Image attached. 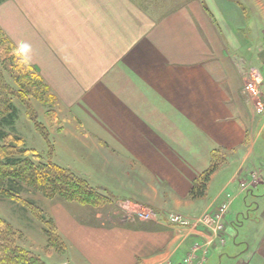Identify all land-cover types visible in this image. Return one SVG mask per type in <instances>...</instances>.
Returning <instances> with one entry per match:
<instances>
[{
    "label": "crops",
    "instance_id": "1",
    "mask_svg": "<svg viewBox=\"0 0 264 264\" xmlns=\"http://www.w3.org/2000/svg\"><path fill=\"white\" fill-rule=\"evenodd\" d=\"M252 24L262 30L264 7L245 0L0 3V32L56 97L60 121H76L78 132L108 148L89 168L94 180L74 171L106 189L117 205L91 222L50 214L64 241V258L54 263L176 264L209 236L199 225L171 224L168 215L193 219L231 194L223 215L227 236L228 220L238 219L230 210L233 198L263 183L255 150L264 110L257 113L242 91L248 74L258 75L264 105V59L256 54L264 38L256 26L247 35ZM214 149L224 162L204 197L190 198L192 180ZM69 153L54 140L55 163L65 167L67 155L78 160ZM141 208L153 217H137ZM254 223L252 241L242 242L246 248L233 264H264V211ZM221 245L217 239L207 245L203 264Z\"/></svg>",
    "mask_w": 264,
    "mask_h": 264
},
{
    "label": "rangeland",
    "instance_id": "2",
    "mask_svg": "<svg viewBox=\"0 0 264 264\" xmlns=\"http://www.w3.org/2000/svg\"><path fill=\"white\" fill-rule=\"evenodd\" d=\"M245 1L247 3H252L253 5H256V3H262L264 7V0ZM255 26L256 25L252 24L251 30L250 28L248 29V36H253L252 33L256 32ZM256 27L257 29L259 28L258 26ZM256 34L262 35V37L264 38V25H262V30H260V28L259 30H257ZM263 49L256 51L258 58L260 56L262 59H264ZM263 72L264 67H262V74ZM8 81L13 87H16L15 83L10 77H8ZM258 84H260V78ZM243 93L248 97V94L245 91H243ZM13 100L18 108V117L11 132L21 137V139L23 140V145L25 147H27L28 149H34L35 151H37V153L40 154V157L42 159H46V157L49 156L47 155L48 150L44 139H42L41 137L39 129L35 128L33 122L29 119L28 115L25 112L24 104H22L17 98H14ZM29 101L36 115L37 121L44 125L49 132L50 140L53 145V154L51 155V160L53 162L55 160V140V142L58 143V149L60 148L65 152H70L69 154L75 156L78 160H80V158L83 159V162L79 163L78 160H71V158L67 155V160L64 163L65 167L70 168L73 171L77 170L82 175L90 177L92 180H94V169L90 170L89 168L94 167L97 153L104 152V148L108 149L106 145L101 144L100 139H96L92 136L90 137V135L87 136L80 130L78 132L76 130V127L79 126L76 124V121H60L61 117L64 116V114H61L62 110L58 107L57 99L55 102H50L49 100V104L47 103L48 105H46L42 103L40 99L34 98L32 95L29 97ZM68 117L69 116L67 115V118ZM64 128L68 133V136L66 137L62 136L61 132ZM74 130L76 131V133L78 132L77 137ZM257 132L258 133L256 137L257 142L255 151L262 161L261 169H263V171L261 172L260 178L262 179L261 181L263 183H259V185L254 188L250 187L253 190L252 194L243 192L233 198V200L231 201L232 204L230 206V210L235 211L238 219L231 220V222L228 220V234L224 237L223 243H221L224 245H221L223 247L217 250V253L214 255V257L209 258V264H233L235 261H237L239 259V255H241V250L243 251V249L246 248L242 242L252 241L251 237H253L254 228L256 227H253L255 224V218L257 217V219H259L260 214L264 211V126L260 131ZM70 134H72L74 138L71 137ZM68 148H70L73 152L70 150H66ZM108 157H110V153H108ZM17 188L18 189L16 193H14V196H0V217L9 222L11 226L19 232L16 238L19 246H22L25 249H28L29 251L39 255L44 261L48 263L61 261L64 258V251L63 247H61V249L59 250L52 247H47V236L43 231V226L46 227V225L44 221L40 220V215H43L45 218H49L51 217L50 214L55 213L59 217V219L63 221L64 213L68 212L69 214L73 215L78 221L91 222L96 219L95 216H97V213L100 214L101 212H111L113 209H115V206L118 202H112L113 198L110 196V202L103 206H89L85 204H79L77 202L64 201L57 197L47 198L40 193L33 191L31 188L27 187L24 184H19ZM104 190L106 191V193H109L106 189ZM229 195L232 196L231 194ZM230 196L229 198L231 200ZM113 203H115V206L113 205ZM29 204L36 207V209H33ZM102 207L104 208L102 209ZM104 213L100 214L99 217L106 215ZM137 217L139 216L137 215ZM261 227L262 226L260 224V229ZM205 254L206 252L204 253V255ZM218 255L221 256L220 262H218L217 260ZM207 257L208 256L206 255V258Z\"/></svg>",
    "mask_w": 264,
    "mask_h": 264
},
{
    "label": "trees",
    "instance_id": "3",
    "mask_svg": "<svg viewBox=\"0 0 264 264\" xmlns=\"http://www.w3.org/2000/svg\"><path fill=\"white\" fill-rule=\"evenodd\" d=\"M3 1L0 0V3ZM8 77L16 87L9 83ZM32 95L46 105L49 100L56 101L35 69L0 32V196H14L18 185L24 184L47 198L57 197L89 206L109 203L111 195L104 189L93 186L70 168L51 160L53 145L46 127L36 119L29 101ZM14 98L24 104L26 114L34 127L39 129L48 150L49 156L46 159H42L34 149L25 147L21 137L11 132L18 117ZM223 162L224 154L219 149L212 150L208 167L192 180L188 191L190 198L204 197L211 175ZM39 218L46 225L43 226V231L47 236V247L57 250L64 248L53 219L43 215ZM18 233L9 222L0 217V264H56L48 263L39 255L19 246L16 240Z\"/></svg>",
    "mask_w": 264,
    "mask_h": 264
},
{
    "label": "built area",
    "instance_id": "4",
    "mask_svg": "<svg viewBox=\"0 0 264 264\" xmlns=\"http://www.w3.org/2000/svg\"><path fill=\"white\" fill-rule=\"evenodd\" d=\"M259 83V78L254 75L253 73H249L247 76L246 81L243 84V91L248 94V98L252 101L254 110L257 113H263L264 105L262 101V97L257 91V84ZM257 173L254 172L251 175L252 180H257L256 177ZM258 176V175H257ZM240 186L245 188L246 186L244 183H241ZM230 199L220 203L215 210L212 212H201L193 219H188L181 214L171 213L168 215V220L171 224L178 225V226H187L189 224L199 225L201 226L204 231L207 232L209 238L206 240L205 245L202 244H193L191 247L190 252L181 259L176 264H203L204 257L203 254L206 250L207 245L217 239L220 243L224 241V222H223V215L228 208ZM137 215L142 219H149L153 217V212L149 209L141 208L137 211ZM202 250L203 254L201 257L197 256V252ZM160 264H174L171 261L167 260Z\"/></svg>",
    "mask_w": 264,
    "mask_h": 264
},
{
    "label": "bare ground",
    "instance_id": "5",
    "mask_svg": "<svg viewBox=\"0 0 264 264\" xmlns=\"http://www.w3.org/2000/svg\"><path fill=\"white\" fill-rule=\"evenodd\" d=\"M197 244H199V243H197ZM200 245H201V244H200ZM189 252H190V251H189ZM189 252H188V253H189ZM205 252H206V250H205ZM205 252H204V253H205ZM188 253H187V254H188ZM187 254H186V255H187ZM202 254H203V251H202V250H200V251L197 252V256H198V257H201ZM186 255H185V256H186ZM203 257H204V254H203ZM182 259H183V258H182ZM180 261H181V260H180ZM203 261H204V260H203Z\"/></svg>",
    "mask_w": 264,
    "mask_h": 264
},
{
    "label": "clouds",
    "instance_id": "6",
    "mask_svg": "<svg viewBox=\"0 0 264 264\" xmlns=\"http://www.w3.org/2000/svg\"><path fill=\"white\" fill-rule=\"evenodd\" d=\"M30 48V46L28 44H22L21 45V49L24 51H27Z\"/></svg>",
    "mask_w": 264,
    "mask_h": 264
}]
</instances>
